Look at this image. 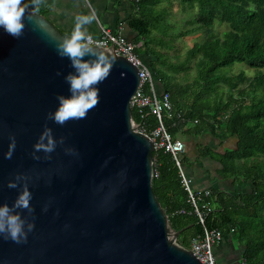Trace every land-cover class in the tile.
<instances>
[{"label":"water","instance_id":"1","mask_svg":"<svg viewBox=\"0 0 264 264\" xmlns=\"http://www.w3.org/2000/svg\"><path fill=\"white\" fill-rule=\"evenodd\" d=\"M24 19L19 36L0 28V203H13L20 188L8 181L25 176L34 211L18 210L35 227L20 242L0 236V264H202L178 243L153 189L154 144L130 105L138 67L113 44L102 46L116 61L99 102L86 117L58 124L48 112L57 93L69 94L64 75L73 69L56 43L69 35L32 8ZM46 126L57 144L36 159Z\"/></svg>","mask_w":264,"mask_h":264},{"label":"trees","instance_id":"2","mask_svg":"<svg viewBox=\"0 0 264 264\" xmlns=\"http://www.w3.org/2000/svg\"><path fill=\"white\" fill-rule=\"evenodd\" d=\"M129 1L134 11L128 26L135 37L126 38L170 94L172 110L162 115L167 132L173 140L184 142L211 133L218 144H202L199 155L215 161L217 174L236 186L230 190L214 184L201 191L204 196L205 190L211 191L199 200L200 206L209 201L212 208L206 227L219 229L227 246L242 247L248 264H264V0H175L182 11H196V15L173 35L167 18L172 0ZM163 1L168 6H160ZM224 23L225 29L217 33L215 26ZM196 31L202 32V41L194 43L184 59L179 55L180 60H172L168 51L175 39ZM235 63H245L252 72H231ZM193 66L192 79L180 80V74L191 73ZM149 87V83L144 85L146 91ZM132 113L148 133L160 122L149 110L143 117L136 109ZM184 152L180 162L192 179ZM154 154V192L171 227L180 231L178 243L190 248L204 226L189 201L174 154L163 148Z\"/></svg>","mask_w":264,"mask_h":264},{"label":"clouds","instance_id":"3","mask_svg":"<svg viewBox=\"0 0 264 264\" xmlns=\"http://www.w3.org/2000/svg\"><path fill=\"white\" fill-rule=\"evenodd\" d=\"M36 2L37 0H0V28L13 36L21 35L25 28L26 9L34 6ZM93 19H95L94 13L78 15L71 35L63 37L56 43L58 54L68 57L73 69L64 75V79L68 82L69 94L57 93L58 104L55 109L48 112V117L58 124L88 115L89 110L95 107L100 100V82L108 77L116 61V57L94 43L92 36L83 30V26ZM60 143H63V138ZM56 144L57 141L53 137L51 127L46 126L34 144V158L39 159L40 150L51 153ZM15 145V135H12L9 149L5 153L6 157L12 156ZM8 185L18 187L20 190L11 205L7 202L0 203V236L20 242L26 240L28 232L35 227L34 221L27 219L18 210L34 211L30 204L32 192L26 177L21 174L9 180ZM217 244L214 246V254ZM189 249L191 250V247Z\"/></svg>","mask_w":264,"mask_h":264},{"label":"crops","instance_id":"4","mask_svg":"<svg viewBox=\"0 0 264 264\" xmlns=\"http://www.w3.org/2000/svg\"><path fill=\"white\" fill-rule=\"evenodd\" d=\"M33 8L43 11L45 15L66 35H71L75 28L76 17L83 14H95V19L83 26L88 35H101L103 27L119 32L133 39L135 35L128 26V19L133 13V3L129 0H37ZM153 91L157 94L164 92L158 80L152 74ZM184 155L189 160L188 172L191 174L193 186L196 189H206L215 186L221 189L233 190L231 181L223 180L217 174L218 165L211 158L200 157L199 148L202 144L217 145L211 133L193 136L186 141ZM233 140L228 143L233 144ZM227 143V144H228ZM242 247L227 246L222 240L215 251L220 264H248L242 257Z\"/></svg>","mask_w":264,"mask_h":264},{"label":"built area","instance_id":"5","mask_svg":"<svg viewBox=\"0 0 264 264\" xmlns=\"http://www.w3.org/2000/svg\"><path fill=\"white\" fill-rule=\"evenodd\" d=\"M92 38L93 42L100 46H110L113 44L116 54L124 56L138 67L140 85L136 94L130 101L131 108L136 109L138 113L141 114V117H143L145 110H149L160 120L158 126L150 133H148L146 127L141 124H139V130L150 136L154 144V151L163 148L174 154L181 169L182 184L189 192V201L195 206L199 220L204 226L202 235L197 236L192 240L191 251L202 264H218L214 254V246L222 239V233L219 229H210L205 225L206 218L212 210L209 201L206 200L207 202H203L202 206L199 205V200H205V197L211 195V191L205 190L206 192L204 196L201 192L204 189H196L193 186L192 179L186 174L180 162V155L185 150V142L181 139L173 140L162 121L164 111L171 112L172 110L169 92L164 91L161 94H157L153 91L151 70L136 54L135 44L128 41V39L121 33L103 27L101 35L92 36ZM146 83H149L150 85L147 91L144 89ZM156 175L157 174L155 173L154 176Z\"/></svg>","mask_w":264,"mask_h":264},{"label":"rangeland","instance_id":"6","mask_svg":"<svg viewBox=\"0 0 264 264\" xmlns=\"http://www.w3.org/2000/svg\"><path fill=\"white\" fill-rule=\"evenodd\" d=\"M160 6H168V3L166 1H163V3ZM170 7V15L167 16L169 19L170 23V31L169 34H178V32L186 27V21L188 19L193 18L196 15V11H182L180 4L178 1L172 0L171 4L169 5ZM225 26L227 24L222 25H216L215 30L217 33H221L225 29ZM169 37V36H168ZM167 37V38H168ZM202 32L201 31H196L195 33H192L190 35H187L185 37H177L174 41V45L172 49H169L168 53L172 55V60H180L179 55L183 56V59L185 58L187 50L196 42L202 41ZM165 50V49H164ZM182 59V60H183ZM195 66H193V70L189 74H180V80H185V79H192L194 72ZM241 71H247V72H252L250 68L246 66L245 63H235L233 67L231 68V72L233 73H239Z\"/></svg>","mask_w":264,"mask_h":264},{"label":"bare ground","instance_id":"7","mask_svg":"<svg viewBox=\"0 0 264 264\" xmlns=\"http://www.w3.org/2000/svg\"><path fill=\"white\" fill-rule=\"evenodd\" d=\"M257 182V181H256ZM235 183V182H234Z\"/></svg>","mask_w":264,"mask_h":264}]
</instances>
